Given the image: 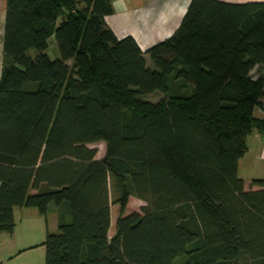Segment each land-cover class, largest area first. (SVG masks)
<instances>
[{
  "label": "trees",
  "instance_id": "trees-1",
  "mask_svg": "<svg viewBox=\"0 0 264 264\" xmlns=\"http://www.w3.org/2000/svg\"><path fill=\"white\" fill-rule=\"evenodd\" d=\"M113 11L112 0H7L0 234L16 207L47 217L54 204L45 264H264V181L247 189L239 176L247 137L264 140V75L251 74L264 64V1L191 0L146 51L116 36ZM170 77L189 90L169 94ZM131 196L142 213L124 214Z\"/></svg>",
  "mask_w": 264,
  "mask_h": 264
},
{
  "label": "crops",
  "instance_id": "crops-1",
  "mask_svg": "<svg viewBox=\"0 0 264 264\" xmlns=\"http://www.w3.org/2000/svg\"><path fill=\"white\" fill-rule=\"evenodd\" d=\"M233 3L264 0H223ZM7 0H0V45L6 20ZM191 0H112L113 13L105 17L107 25L118 38L133 36L142 50L171 37L182 23ZM4 19V24H3ZM55 46V45H54ZM53 46V47H54ZM148 64H152L146 55ZM251 74L264 75V64H257ZM257 118H264V96L255 109ZM247 152L239 161V176L247 189L261 188L252 185L255 179L264 181V140L259 131L247 137ZM120 213V212H119ZM16 226L11 232L0 234V264H45L44 242L48 231H58V210L49 205L47 217L36 207L22 206L14 209Z\"/></svg>",
  "mask_w": 264,
  "mask_h": 264
},
{
  "label": "rangeland",
  "instance_id": "rangeland-1",
  "mask_svg": "<svg viewBox=\"0 0 264 264\" xmlns=\"http://www.w3.org/2000/svg\"><path fill=\"white\" fill-rule=\"evenodd\" d=\"M3 24H4V19H3ZM1 27V25H0ZM53 47V46H52ZM49 54L51 55V57L53 58L55 55L54 49L51 48L49 51ZM8 58L6 57V54L4 53V50H2V46L0 45V79H1V75H2V71H3V66L5 64V60H7ZM168 84H169V94H173V93H181L186 92L189 90V86L186 85L184 82H182L181 80H174L173 77H170L168 80ZM144 100H153V101H158L160 98H162V95L159 92H153L152 94H146L143 95L142 97ZM90 147L92 148H96L98 150L97 153V158L98 159H102L105 156L106 153V148H107V144L104 141L98 142V143H94L91 144ZM113 182L111 181V188L113 189V193H114V188H113ZM146 203L134 196H131L129 198V202H128V206L124 211V214H129L132 212H139L142 213V207L145 205ZM53 205V204H52ZM120 212V205L114 203L112 205V225H111V229L109 232L110 237L114 235L115 230H116V222L117 219L119 217V213Z\"/></svg>",
  "mask_w": 264,
  "mask_h": 264
}]
</instances>
